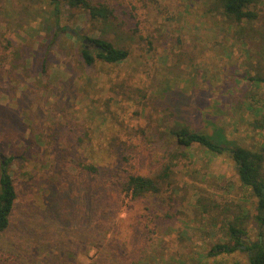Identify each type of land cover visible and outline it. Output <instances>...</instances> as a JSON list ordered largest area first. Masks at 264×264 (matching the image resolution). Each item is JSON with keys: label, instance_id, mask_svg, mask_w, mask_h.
<instances>
[{"label": "rangeland", "instance_id": "obj_1", "mask_svg": "<svg viewBox=\"0 0 264 264\" xmlns=\"http://www.w3.org/2000/svg\"><path fill=\"white\" fill-rule=\"evenodd\" d=\"M95 1L116 17L92 19L66 0H0V174L1 154L12 156L18 192L0 264H250L246 245L264 242L251 187L230 153L180 147L173 129L262 149L264 112L247 102L264 107V84L248 79L264 70V0L250 42L217 0ZM95 37L128 58L86 65L81 49L95 53ZM172 152L169 191L122 190L127 168L152 175ZM87 159L103 175L81 171ZM232 225L242 245L213 253L237 245Z\"/></svg>", "mask_w": 264, "mask_h": 264}, {"label": "trees", "instance_id": "obj_2", "mask_svg": "<svg viewBox=\"0 0 264 264\" xmlns=\"http://www.w3.org/2000/svg\"><path fill=\"white\" fill-rule=\"evenodd\" d=\"M57 1V0H55ZM71 7H81L85 9L92 19H101L109 22L116 17L115 8L106 1L95 0H66ZM262 0H217L218 5L222 8V12L227 19L238 26V31L241 39L248 41L254 39L256 32L254 26L250 25L257 19H260V14L256 7ZM247 23V24H245ZM95 44L96 52L90 50L87 44H83L81 55L86 65H92L95 60L101 59L109 63H119L126 60L130 54L127 48L117 47L110 40L103 37L89 38ZM250 42V41H249ZM247 42V43H249ZM254 84H264V70H259L255 75L248 77ZM247 106L257 115L264 112V107L252 101L247 102ZM173 134L176 142L180 147H189L193 144H199L205 147L208 151L215 154L230 153L235 161L239 173V178L244 186L251 187L253 195L256 197V218L264 225V178L262 169L264 166V146L260 150H255L245 146H234L228 140L223 138H215L205 132L191 130L187 126H180L173 129ZM178 152H172L168 158L163 160L156 172L152 175L139 174L129 168L126 169L127 174L124 180L121 181L122 190L126 191L131 198H141L148 194H163L169 191L173 179V166L175 159L178 157ZM12 156L7 159L3 157L1 163L0 174V233L6 232L13 223V212L16 207L18 192L14 179L8 167L12 161ZM126 164L129 166L130 159H126ZM81 171L86 172L89 176H101L106 169H102L104 165L100 162L89 161L81 163ZM89 189L83 192L87 197ZM89 196V195H88ZM67 202H72V195L69 190L65 191ZM92 199V197H91ZM85 198L81 197L82 203L76 204L75 213L77 217L82 218L85 212ZM80 201V202H81ZM230 233L233 239L236 240V246L229 244H217L216 249L220 251L231 252L238 245H242L244 232L241 228L234 225L230 228ZM246 250L250 251V264H264V242L259 239L251 244L246 245ZM10 261H14L12 256H6Z\"/></svg>", "mask_w": 264, "mask_h": 264}, {"label": "water", "instance_id": "obj_3", "mask_svg": "<svg viewBox=\"0 0 264 264\" xmlns=\"http://www.w3.org/2000/svg\"><path fill=\"white\" fill-rule=\"evenodd\" d=\"M1 156H2V157H4V155H3V154H1Z\"/></svg>", "mask_w": 264, "mask_h": 264}]
</instances>
